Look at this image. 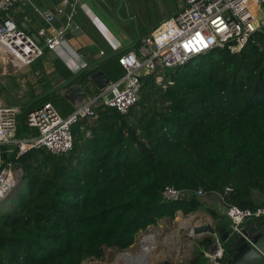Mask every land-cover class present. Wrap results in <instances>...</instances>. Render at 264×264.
Returning <instances> with one entry per match:
<instances>
[{"label": "trees", "instance_id": "trees-1", "mask_svg": "<svg viewBox=\"0 0 264 264\" xmlns=\"http://www.w3.org/2000/svg\"><path fill=\"white\" fill-rule=\"evenodd\" d=\"M118 57L85 69L76 82L87 83L96 71L121 79ZM55 64L65 79L73 76ZM156 77L142 76L128 114L100 105L95 120L74 124L69 152L40 147L18 158L22 179L0 204V264L102 260L107 249L131 247L162 218L202 208L195 195L164 200L168 185L222 193L227 205L243 209L264 205V29L239 53L216 48L166 70L161 84ZM38 96L21 105L18 138L37 135L28 112L57 97ZM12 149H4L6 161Z\"/></svg>", "mask_w": 264, "mask_h": 264}, {"label": "built area", "instance_id": "built-area-1", "mask_svg": "<svg viewBox=\"0 0 264 264\" xmlns=\"http://www.w3.org/2000/svg\"><path fill=\"white\" fill-rule=\"evenodd\" d=\"M30 1L0 0V67L17 61L21 66L30 65L44 54V48L19 27L12 15L16 5H25ZM89 1L63 0V5L57 11L65 13L66 8L70 7L66 27L55 25L56 12L36 9L46 23L39 29L38 36L43 39L45 47L54 52L74 74L89 67L79 49L66 37L67 27L74 25L76 29H81L73 21L75 13L79 9L84 11L105 37L111 34L103 27ZM261 4L264 6V0H185L184 7L177 13L141 36L136 50L119 54V63L125 69L121 79L109 82L95 97L82 99L68 115H63L51 101L30 110L27 123L38 130L35 137H17L18 116L22 107L9 105L0 98V202L19 182L23 171L22 167H18L20 156L40 147L54 154L69 152L74 144L72 126L83 118L95 120L96 108L100 105L128 114L139 101L142 76L155 73L160 83L164 81L166 70L180 67L213 49L228 48L232 53H239L256 31L264 29V19L260 20L256 14ZM101 55H105L104 50ZM5 68L0 73L7 70ZM9 146H13V156L6 161L4 149ZM230 191L232 188L227 187L226 193ZM205 194L202 189L189 191L168 185L162 197L166 201H179L192 195L201 197ZM219 194L224 200V194ZM226 215L231 221V230L243 234L248 220L264 217V206L243 209L227 205ZM139 243V249L134 254L125 253L130 255L129 264H154L150 257L158 246L156 232L148 227L146 233L140 234ZM146 248L150 250L148 254L145 253ZM203 255L207 263L222 264L225 246L219 235L214 236L211 246Z\"/></svg>", "mask_w": 264, "mask_h": 264}, {"label": "crops", "instance_id": "crops-1", "mask_svg": "<svg viewBox=\"0 0 264 264\" xmlns=\"http://www.w3.org/2000/svg\"><path fill=\"white\" fill-rule=\"evenodd\" d=\"M89 3L103 27L111 32L109 37H105L85 12L80 9L75 13L73 21L79 24L81 29H76L74 25L67 27L66 37L79 49L83 59L89 65L88 68L93 69L110 56L119 55L129 49L136 50L141 36L156 29L163 20L177 13L184 7L185 0H90ZM62 5L63 0H31L25 5H16L12 9V15L19 27L34 38L33 35H38L39 29L46 26L43 17L36 9L44 12L48 10L56 12L55 25L58 27L67 26L70 7L66 8L65 13H58L57 9ZM39 38V44L44 48V54L40 58L23 69V65L14 69L12 63L4 66L7 72L18 71V73L9 76L16 80L18 90L11 93L17 96L19 103L12 104L2 100L9 105L21 106L31 94H40L43 97L45 94L55 92L57 97L52 103L63 115H68L82 99L93 98L102 89L92 80V76L87 83L76 82L79 76L74 79L75 75H80L84 70L77 74L70 71L73 76L65 79L57 69L56 60H60L68 70L69 68L54 52L47 49L43 39ZM103 50L105 55L102 56L101 51ZM109 82L112 81L109 79ZM72 85L80 86L85 91L86 96L83 98L75 96L72 100L69 99L68 95L71 93L70 87ZM46 88L49 90L41 94ZM29 104H26L23 109H26ZM34 129L38 135V130ZM200 199L202 201L200 210L189 214L179 211L174 219L164 217L157 225L149 226L157 234L158 246L153 253V257L156 255V259H151L154 264H157L156 261L159 259H167L168 264H189L197 253H201V258L196 263L207 264L203 253L211 246L212 240L203 244L202 242L205 241L203 234L196 235L192 229L209 223L218 229L226 227L229 230L231 221L226 215L227 204L219 193L205 194ZM260 220L261 218L250 219L246 225ZM142 233L143 230L138 235ZM113 249L117 248H109L108 250Z\"/></svg>", "mask_w": 264, "mask_h": 264}, {"label": "water", "instance_id": "water-1", "mask_svg": "<svg viewBox=\"0 0 264 264\" xmlns=\"http://www.w3.org/2000/svg\"><path fill=\"white\" fill-rule=\"evenodd\" d=\"M77 76L79 75H75L74 79ZM92 80L101 89L109 83L108 76L102 71L94 73L92 75ZM69 82L71 83L72 80ZM70 91L71 93L68 95V98L71 100L75 96L78 98L86 96L85 91L78 85H72ZM40 97L41 96L37 99ZM18 167L21 168V165L19 164ZM22 176L23 171L18 178L19 181L22 179ZM229 226V230H227L226 227L218 229L209 223H205L194 227L192 232L196 235L203 234L205 240L202 242L203 244L211 242L216 234L221 237L225 246V256L222 260V264H264V217L261 218L260 221H255L246 225L243 234L234 233L231 230V222ZM200 258L201 253H197L189 264H195ZM207 264H210V262Z\"/></svg>", "mask_w": 264, "mask_h": 264}, {"label": "rangeland", "instance_id": "rangeland-1", "mask_svg": "<svg viewBox=\"0 0 264 264\" xmlns=\"http://www.w3.org/2000/svg\"><path fill=\"white\" fill-rule=\"evenodd\" d=\"M149 1H151V0H149ZM256 14H257V16H259L260 20L264 19V6L262 4L259 5V8L257 9ZM33 36H34L33 39L36 42L39 43L40 38L38 37V35L35 34ZM27 66H29V65L23 66L22 69L24 67H27ZM16 73H18V71L17 72H14V71H10V72L8 71L7 72L6 70H4V73H0V98L3 99V100H6V101H8L9 103H12V104H18L19 103V100H18L17 96L12 94L13 91L18 90L17 89V85H16V80H15L14 77L9 76V75L16 74ZM161 83H163V82L160 81L159 84H161ZM0 204H1V202H0ZM146 232H147V229L143 230V233H146ZM139 236L140 235L136 236L135 242H134V244L131 247H129V248L125 249V250H120V249L108 250L107 249L105 257L102 260H91V261L87 260L83 264H124V260L121 259V258L122 257L124 258V256L126 255L125 253L131 252L132 254H134L136 251H138L139 244H140L139 243ZM153 255L154 254L152 253L150 258L151 259H156V255L154 257H153ZM156 262H157V264H168L167 259H163V260L159 259Z\"/></svg>", "mask_w": 264, "mask_h": 264}, {"label": "bare ground", "instance_id": "bare-ground-1", "mask_svg": "<svg viewBox=\"0 0 264 264\" xmlns=\"http://www.w3.org/2000/svg\"><path fill=\"white\" fill-rule=\"evenodd\" d=\"M12 64H14V69H16L19 65L21 66V63L20 62H15V63H12ZM4 69V67H0V70H3ZM189 223V222H188ZM154 244V247H155V242L153 243ZM150 251H149V249H147L146 248V250H145V253L146 254H148ZM121 259H123L124 260V264H129L130 262H128L131 258H130V255L129 254H126L125 256H124V258L122 257ZM154 263V262H153Z\"/></svg>", "mask_w": 264, "mask_h": 264}]
</instances>
